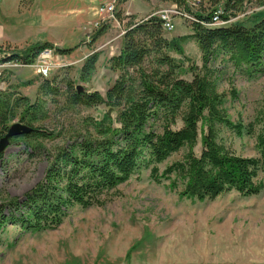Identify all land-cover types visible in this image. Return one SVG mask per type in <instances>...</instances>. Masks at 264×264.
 Here are the masks:
<instances>
[{"label": "rangeland", "instance_id": "1", "mask_svg": "<svg viewBox=\"0 0 264 264\" xmlns=\"http://www.w3.org/2000/svg\"><path fill=\"white\" fill-rule=\"evenodd\" d=\"M114 1L0 0L3 48L25 50L38 41L75 48L61 55L54 52L47 74L37 66L39 54L31 65L0 63V89L42 102L43 116L34 126L57 132V137L42 140L47 147L76 140L85 131L95 134L88 118L101 119L108 107L70 106L69 93L80 86L81 90L104 94L120 74L110 66L111 58L119 53L128 27L174 3L116 0L113 16L99 13L100 6ZM261 2L264 0H245L237 16L222 25L264 13ZM194 7L210 11L207 0ZM173 22L172 31H163L166 37L191 33L189 20L175 14ZM101 26L106 29L99 36ZM181 48V55L168 53L184 60L180 76L190 79L191 67L202 71L201 52L192 37H186ZM94 52L98 54L95 68L87 79H79L78 69ZM154 58V54L146 58L147 68L156 66ZM209 66L215 70L218 90L225 93L223 108L228 119L232 123L253 122L264 107V55L259 70L252 73H247L244 66H235L224 51L214 56ZM45 80L57 88L55 93L43 91ZM109 114L116 125V111ZM17 121L18 114L12 123ZM154 128L160 129L158 122ZM218 138L237 154L256 156L255 139L245 131L238 135L221 126ZM200 142L201 134L196 152ZM185 150L158 164L159 172L181 158ZM30 151L19 139L3 150L0 202L24 200L44 178L48 166L45 153L34 151L30 155ZM150 168H141L138 174L103 193L100 205L71 206L53 228L29 231L7 222L0 228V264H264V187L251 196L231 191L213 200L197 201L181 197V186L172 189L170 180H154ZM260 178L264 184V174Z\"/></svg>", "mask_w": 264, "mask_h": 264}, {"label": "trees", "instance_id": "2", "mask_svg": "<svg viewBox=\"0 0 264 264\" xmlns=\"http://www.w3.org/2000/svg\"><path fill=\"white\" fill-rule=\"evenodd\" d=\"M171 1L192 17L185 18L190 22V34L166 37L157 15L134 22L123 35L119 53L111 58L110 66L120 74L105 93L79 91L77 87L69 93L70 106L108 107L101 119L88 118L95 134L85 131L76 140L47 147L42 140L57 137V132L43 125L34 126L43 116L42 102L0 89V138L18 114V122L31 131L11 137L9 144L22 140L31 150L30 155L42 151L48 162L44 178L26 193L24 200L0 202V228L7 222L29 231L53 228L71 206L102 204L103 193L149 166L154 180H170L172 189L181 186L179 195L191 200H213L231 191L251 196L263 189L264 107L253 122L232 123L223 108L225 93L218 90L215 70L209 62L224 51L235 66H244L247 73L258 71L264 55V13L222 25L237 16L245 0H207L209 12L195 8L188 0ZM215 15L217 22L213 20ZM105 29L101 26L97 35ZM186 37L195 40L202 59V71L191 67L190 79L180 76L184 60L168 53L181 55V42ZM47 46L60 55L75 49L40 41L19 51L0 46V63L32 64ZM151 54L155 55L156 66L147 68L144 62ZM97 57L94 52L85 58L78 69L79 79L89 77ZM44 84L41 88L45 93L57 91L48 80ZM112 111H116V125L109 114ZM156 122L159 130L154 128ZM221 126L238 135L245 131L253 136L256 156H243L226 146L218 138ZM200 134V149L196 152ZM182 149H186L182 157L159 172L158 164Z\"/></svg>", "mask_w": 264, "mask_h": 264}, {"label": "built area", "instance_id": "3", "mask_svg": "<svg viewBox=\"0 0 264 264\" xmlns=\"http://www.w3.org/2000/svg\"><path fill=\"white\" fill-rule=\"evenodd\" d=\"M188 2L192 6H196L199 0H188ZM115 3H116V0L111 4L100 6L99 13L113 16L112 14L115 9ZM175 14L176 15L178 14L184 18L192 19L190 15L183 13L174 4H171L169 7L160 9L155 15H157L160 18V20L162 21L163 28L166 31H172L174 29L173 16ZM213 20L214 22L219 21L216 15L213 17ZM54 52H55L54 48L52 47H44L39 52V61L37 62V66L39 67V71L42 72L43 74H47L49 70H51L52 63L50 59L53 57ZM23 65H31V64H23Z\"/></svg>", "mask_w": 264, "mask_h": 264}, {"label": "water", "instance_id": "4", "mask_svg": "<svg viewBox=\"0 0 264 264\" xmlns=\"http://www.w3.org/2000/svg\"><path fill=\"white\" fill-rule=\"evenodd\" d=\"M78 90H81L80 86H77ZM31 131V128H29L27 125L20 123V122H13L11 125L8 127L7 132L3 137L0 138V151L4 150L8 144H9V139L13 136L20 135L23 133H28Z\"/></svg>", "mask_w": 264, "mask_h": 264}]
</instances>
